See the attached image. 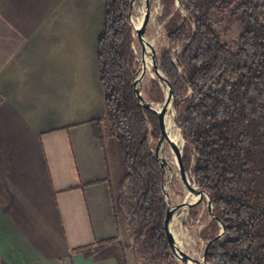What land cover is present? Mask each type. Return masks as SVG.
<instances>
[{
	"label": "trees",
	"instance_id": "16d2710c",
	"mask_svg": "<svg viewBox=\"0 0 264 264\" xmlns=\"http://www.w3.org/2000/svg\"><path fill=\"white\" fill-rule=\"evenodd\" d=\"M131 1L104 0L96 55L105 114L91 121L103 143L117 138L128 167L118 200L131 242L108 238L79 250L119 264H177L165 225L166 174L154 151L158 116L141 109L135 94L139 63L131 44ZM182 2L188 14L176 0H160L161 20L169 60L192 36L196 21L177 60L188 80L174 66L172 84L187 139L185 162L209 190L219 217H209L203 235L214 239L224 226L209 249L220 264H264V0ZM234 28L232 38L228 32ZM161 92L159 81L145 76L144 96L156 101Z\"/></svg>",
	"mask_w": 264,
	"mask_h": 264
},
{
	"label": "crops",
	"instance_id": "0c3cea01",
	"mask_svg": "<svg viewBox=\"0 0 264 264\" xmlns=\"http://www.w3.org/2000/svg\"><path fill=\"white\" fill-rule=\"evenodd\" d=\"M103 18L104 0H0V264H119L79 249L131 242L127 164L91 123Z\"/></svg>",
	"mask_w": 264,
	"mask_h": 264
},
{
	"label": "water",
	"instance_id": "95a60500",
	"mask_svg": "<svg viewBox=\"0 0 264 264\" xmlns=\"http://www.w3.org/2000/svg\"><path fill=\"white\" fill-rule=\"evenodd\" d=\"M153 0H132L129 8V25L131 34V44L135 52L136 59L139 63L134 82L135 94L137 102L141 109L147 107L153 110L158 116L159 126V138L157 145L154 149L157 159L159 160L160 166L163 172L168 171L172 178L179 181L182 186L184 199L172 207H168L165 218V225L167 229L169 243L172 251L178 261L177 247L172 243L170 238V218L174 211L188 210L192 207L196 209L194 233L195 241L201 252V257L208 261L210 264H220L219 261L213 258L209 254V249L215 240L225 233L223 226L220 233L214 238L206 242L203 235V228L205 226L204 216L209 214L212 218H219L217 213L214 211V205L212 197L207 187L198 182L195 178L190 175L189 168L186 165L184 159V148L187 143L184 126L182 119L177 111L175 103V95L172 84V75L174 66L179 70V73L183 78L188 80L183 67L177 64L178 56L182 50V47L192 40L196 29V21L193 22L194 31L192 36L187 40L183 41L177 46V55L169 60L166 57H147L143 51L140 38L137 34L138 19L142 9ZM155 1V0H154ZM177 4L181 6L183 11L188 14V10L183 4L182 0H176ZM146 25L143 26V33H145ZM162 65H165L163 76L160 75ZM146 75H149L159 81L162 92L157 101L152 102L146 100L143 95V81ZM191 86V85H190ZM169 110L170 114L174 117L175 124L179 127L180 144L178 147L174 146L170 141V135L167 128L166 113ZM145 120L148 123L149 120L145 116ZM165 147L167 152L165 151ZM165 192V190H164ZM197 193H200L197 194ZM222 225L224 223L221 221Z\"/></svg>",
	"mask_w": 264,
	"mask_h": 264
},
{
	"label": "rangeland",
	"instance_id": "374dc122",
	"mask_svg": "<svg viewBox=\"0 0 264 264\" xmlns=\"http://www.w3.org/2000/svg\"><path fill=\"white\" fill-rule=\"evenodd\" d=\"M161 14H162V5L160 3V0H155V1L153 0L151 2V18L149 19V22L146 24L145 33L143 34L141 32L139 33L140 41L143 44L142 48L147 57H152V58L165 57V53L169 49L167 31L164 28V21L161 20ZM228 34L232 38L236 37L237 35L236 28L230 30ZM144 45H148L150 50H145ZM174 49L172 50V54H174ZM175 56L176 55H173V57ZM162 67H165V65H162ZM146 76L151 77L149 75ZM146 100L148 99L146 98ZM165 151L167 152L166 147H165ZM193 163H194V159H192V164ZM187 167L189 168L190 175L194 178V175L191 172V166L190 167L187 166ZM165 174H166V182L164 184L165 198L167 200L168 207H172L173 205L177 204L178 202L184 199V193L179 181L172 178L168 171H166ZM193 210H195L194 215L192 214ZM195 216H196V209L194 207L188 210H183L181 212L177 210L175 212L174 218L171 221V231L175 236L176 245L180 249H182L188 255L201 258V252L195 241V233H194ZM209 217H211L209 214H206L204 216L205 226L208 223ZM207 241L209 240H206V242ZM215 241H217V239ZM130 264H135V263L133 262V260H131ZM177 264H187V262L185 261V259L179 258Z\"/></svg>",
	"mask_w": 264,
	"mask_h": 264
},
{
	"label": "bare ground",
	"instance_id": "6f19581e",
	"mask_svg": "<svg viewBox=\"0 0 264 264\" xmlns=\"http://www.w3.org/2000/svg\"><path fill=\"white\" fill-rule=\"evenodd\" d=\"M150 18H151V3L147 4L142 9L141 14L139 16L138 24H137V34H138V36H139L140 32L143 34V26H145L149 22ZM143 37H144V35H143ZM144 46H145V50H150L148 45H144ZM159 73H160L161 76H163V73H164L163 68H161ZM165 113H166V119H167L166 120L167 128H168V132H169V135H170V141H171V143L174 146L178 147V145L180 144L179 129L176 126V124H175V122L173 120V116L170 114V111L166 110ZM197 194L200 195V193H197ZM175 212L176 211H174L171 214L170 227H171V221H172V219L175 216ZM170 238H171L172 243L177 247V252L176 253H177L178 257L181 258V259H185L187 264H209L208 261H205L202 257L201 258H197V257L191 256V255H188L182 249H180L176 245V239H175V236L173 235V232L171 231V228H170Z\"/></svg>",
	"mask_w": 264,
	"mask_h": 264
}]
</instances>
